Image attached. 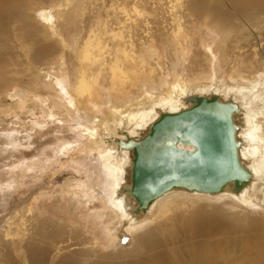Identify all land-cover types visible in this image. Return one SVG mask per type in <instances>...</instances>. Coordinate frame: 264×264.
<instances>
[{
  "label": "bare ground",
  "instance_id": "bare-ground-1",
  "mask_svg": "<svg viewBox=\"0 0 264 264\" xmlns=\"http://www.w3.org/2000/svg\"><path fill=\"white\" fill-rule=\"evenodd\" d=\"M172 1L174 0L170 2ZM81 2L70 6L68 3L67 5L60 3L62 4V7H59L61 9L58 8L59 10L55 11L47 7L40 8L39 19L43 22V27L40 28L39 33L46 41L56 38L54 42L60 44L62 48L73 41L72 49H79V44L74 47L77 41L73 39L74 34L68 36L77 27L71 25L70 30L67 29L65 33H62L59 26L62 21L65 26H69L66 21H71L74 12H78V9L81 11ZM9 3L10 0H0V28L3 26V18L16 15L14 11L7 10ZM38 5L33 9L30 8L31 11H35V14L39 9ZM170 8L172 9L170 11L174 10ZM174 8H178L177 4ZM188 9L191 13L188 16H192L201 26L204 25L211 29L214 34H219L215 44L213 46L207 44L205 39L203 41L199 30H195L197 37L194 39L192 35L189 38L190 44L196 49L192 51L188 64L183 67L181 62L187 51L183 43L178 44L182 35L180 26H176L169 34L171 35L169 50L175 45H178V48L174 50L172 60H169V74H167L160 70L163 63L159 61L156 49L148 38L141 42V49L144 53L140 58L143 63L136 64L132 72L126 68L123 71L124 67L119 72L118 69L113 68L111 88L116 92L124 90L114 82L115 73L117 77L120 73L119 80L120 84L125 86V93L118 98L110 95L109 104L108 99L105 100L106 104H99L96 100L101 98L96 94L97 90L105 88L99 82L102 66L97 65V72L92 71V67L89 66V62L94 61L92 55L98 51L97 49L100 51L105 49L104 44L106 43L84 53L88 65L83 64L81 59L78 61V69L73 81L67 79L64 56L60 53L61 51L57 52L56 47L55 52L58 55L55 65L52 63L49 65L46 61L39 67L35 65L34 60L31 61L32 63L27 61L25 71L34 82L29 83L30 87L16 91L11 96H18V100L20 98L26 104L31 103V107H37L40 118H51L54 121L55 115L61 114V116L77 120L79 111L77 106L81 105L79 98L92 101L86 102L87 107L84 106L88 112L96 111L97 115L91 121L87 120L92 126L84 128L86 140L79 151L85 158L81 163L84 166L83 169L86 165L89 168L93 166V173H89L90 178H85L89 183L79 179L80 181L77 180L73 185L75 188L80 186L85 189L83 191L84 200L79 199L78 201L83 205L88 204V209L93 211L90 213L96 220L95 224L100 228L102 236L108 237V243H112L113 240L124 241V234L130 235L133 242L130 241L127 244L115 242L117 249L110 255L104 256L106 261L102 257L104 253L93 256V252L85 251V249L72 253L65 252L58 257L61 249L66 250L72 245L68 243L67 232L75 231L76 237L79 238L77 245L90 244L92 250H95V245H91L94 244V237L86 236L85 232L80 233L73 227L63 230L62 226H58L59 229L54 226L56 230H50L53 225L49 229L47 224L51 222L55 224L50 216L40 219L38 215L32 214L31 221L37 222L35 227L32 222V230H22V222H16L12 218L6 219L4 236L7 238L5 240L10 239L7 244H12L13 250L21 252L22 255H25L23 249H27L26 264H47L52 253L50 264H264V89H262L264 87V49L262 48V55L260 54L258 58L257 52H253V58H243L241 54L234 58V46L230 41L231 38H235V42L239 44L248 35L244 32L246 29L251 31L257 29L258 32L263 27L264 17L261 18V15H264V0H196ZM64 17L66 18L63 20ZM197 51L203 54L202 62H200V57H197ZM73 52L75 54L77 51ZM47 53L46 46L38 47L35 56L37 61L44 58ZM129 55L128 50L121 54L125 61H128ZM101 64L106 66L103 61ZM228 65L231 78L229 85L223 86L221 76ZM130 84H133L132 90L136 95L130 94L131 87L129 90L126 89ZM44 85H46L49 98L46 96L44 98L41 94L44 91L40 92L45 87ZM135 88L138 90L135 91ZM69 89L75 94L73 100H70L71 91ZM211 93L216 94L222 101L231 100L238 106V110L234 113V120L237 124L236 136L239 141L238 152L242 164L250 171L248 181L240 188H234V182H229L220 191L211 193L177 187L155 198L145 210L138 209L139 201L124 190L125 187H131L132 152L119 148L117 138L126 139L121 129H125L130 137L138 139L149 131V126L158 119L162 112L178 111L189 107L190 97L208 96ZM16 102L9 103L13 107L17 104ZM29 131L26 132L30 133ZM80 134L78 136L82 138ZM38 135L41 136L40 132ZM22 138L28 140L23 136ZM36 142L34 139V143ZM63 144L62 142L60 146ZM0 149L4 150L1 144ZM53 151H55L53 148L46 151L49 155L47 158L52 156ZM41 163L43 167L39 166L38 169L45 167V162L40 161ZM20 164L15 168L11 167L12 172L10 171L9 174L11 181L8 182L10 188L16 180L13 177L25 176V173L36 170L39 165L32 161L27 162V160ZM95 181L98 182L94 183ZM6 182L2 180L0 182L3 190L8 188L6 185L3 186ZM96 204L99 206L97 207ZM36 232L40 233L39 238L33 239ZM94 242L96 243L95 240ZM135 253L133 257L121 258L125 254ZM0 254L5 257L1 250ZM24 261L21 257L19 264H24Z\"/></svg>",
  "mask_w": 264,
  "mask_h": 264
},
{
  "label": "rangeland",
  "instance_id": "rangeland-1",
  "mask_svg": "<svg viewBox=\"0 0 264 264\" xmlns=\"http://www.w3.org/2000/svg\"><path fill=\"white\" fill-rule=\"evenodd\" d=\"M81 1L82 0H10V3L7 5V10L11 12L14 11L13 13H16V15L14 17H10L9 15L2 20L3 26H1L0 28V144L4 150L0 149V182L1 180L4 183L7 181L6 184H3V186L6 185L8 188L3 190L0 186V250L2 251V253H4L5 256L3 257V255L0 254V264H19L21 257L22 260H25L23 262L24 264H26L28 261L26 248L23 249L25 255H22L21 252L15 251V249L13 250L12 244H7L10 239L5 240L7 237L4 236V229L7 223L6 219L9 218H12V220L16 222H22V230H32V222L34 227L37 225L36 221H31V217L33 215H38L40 219H43L44 216H50L53 219L52 221H55V224L53 222H51V224H47L49 229L50 226L53 225V228L51 227L50 230H56L54 226L57 229H59L58 226H62V228H64L63 230H69L70 227H73L76 228L80 233L85 232L86 236L94 237V244L91 245H95V250H92V248H90V244H87L88 247L85 244L77 245V241H79V238L76 237L75 231L67 232L69 238L68 243H71L72 245L66 250L61 249L58 257H60L62 254H65V252L72 253L78 250L85 249V251L88 250L89 252L90 250L91 252H93V256H99L100 254L104 253L102 257L106 261L104 256L110 255L117 249V245H114L116 242L115 240H113L112 243H108V237L105 238L104 236H102L100 228L95 224L96 220L93 219V215L92 213H90L92 210L88 209V204L86 203L85 205H83L82 203H79V199L84 200L83 191H85V189L81 188L80 186H77L75 188V186L73 185L76 184L75 182L77 180H83L84 182L89 183V181H87V179L85 178H90V174L93 173V166L89 168L86 165V169H83L84 166H82L81 163L84 162L85 158H83L84 156L81 155L82 152L79 151L81 150L80 148H82V146L85 144L86 140L84 136V128L90 127L91 125L89 122H87V120L91 121L93 117L97 115L96 111L88 112L85 108V106L87 107L86 102L92 101L87 98L86 101L84 100L85 98H79L81 105L79 104L80 108L77 106V109H79L77 113V120L75 118L73 119L71 117L69 118L66 116H61V114H56V119L54 121L51 118L50 119L52 121L49 118V121L47 118H40V115H38L39 113L37 112V107H31V103L26 104L25 102L20 100V98L18 100V96H11L16 91H21L25 88L30 87L31 85H29V83L34 82L33 78L29 77V75H27V72L25 71V65L27 61L31 62L34 60L35 65L39 67L41 63H46V61L49 62V65L51 63L55 65L56 56L58 55L57 52L61 51L60 53H62L64 56L67 79L73 81V79L75 78L74 75L76 74V71L78 69V61H80L81 59L83 61V64L88 65L84 53H87L89 49H95L97 47H100V45L106 43L104 44L106 45V48L102 49L103 51L97 49L98 51L92 55L94 61L92 63L89 62V66L92 67V71L96 72L97 65L102 66L99 82L101 86L105 87L103 89L105 92H102L103 90L99 88L100 91L97 90L96 94L100 95L101 98H97L96 100L99 104H103L107 101V103L109 104V98L111 96L118 98L125 93V86L120 84L121 81L119 80L120 73L118 74V77L115 73L114 82L116 83V85L121 86V88H123L124 90L116 92L111 88L112 78L114 74L113 68L118 69L119 72L120 69L124 67L123 71H125L126 68V70H129V72H132L136 64L143 63L142 59L140 58L144 53L142 51L143 49H141V42L146 41L149 38L148 40L151 41L150 43H152L153 47L156 49L159 61L163 63L160 70H163L164 72L169 74V60H172L174 50L178 48V45H175L173 49L169 50V45L171 42V35L169 34H171L172 30L175 29L176 26H180L182 35L181 40L178 41V44L183 43L185 46V50L187 51L183 61L181 62V66L183 67L188 64L190 57L192 56V51L196 49L192 46V44H190L191 41L189 38L192 35L194 39L195 37H197L195 35V30H199L198 32H200L203 41L205 39L207 44L209 43L211 46L215 44V42L217 41V37L219 36V34H214L211 29L205 27L204 25L201 26V24L196 22L192 16H188V14L191 15L188 8H190L191 3L193 4V2L196 0H174L175 3L174 1L170 2L171 0ZM80 2L82 3L81 11L78 9V12H74V16L71 18V21H66L69 26H65L62 23L63 21L59 26L62 33H65L67 29L70 30L74 25L77 27V29L75 28V30L68 36L74 34L73 39L77 40L74 44V47L78 46L79 44V49H72L73 41L70 43V45L69 43H67L66 47L63 48L62 46H60V44L54 42L56 38H51L46 41L43 38L42 34L39 33L40 28L43 27V22H41L39 19L40 8L47 7L49 10L55 11L61 9L59 8L62 7V4L60 3H65V5H67L68 3V6H70ZM37 3H39V5ZM36 4L39 6V9L35 14V11H31L30 8L33 9L34 7H36ZM176 4L178 6L177 9L174 8ZM170 7H172L176 11H179H170L172 10ZM66 17H64L63 20ZM263 17L264 15H261V18ZM179 23L180 25H178ZM131 31L134 32V34ZM75 32L77 34H75ZM244 32L248 35L244 38L245 40H241L239 44L235 42V38L230 39L231 44L234 46V58L239 57L240 54V56H242L243 58H253V52H257V54H259L257 55L258 58L260 54L262 55V50L264 49V25L260 30H258V32L257 29L252 31L246 29ZM232 35L233 34L231 33V36ZM91 39L92 41H90ZM63 41H65V39H63ZM40 46H46L48 49V53L44 58L37 61L35 56L37 49ZM55 47L57 48V52H55ZM122 49L128 50V53L130 51V57L128 56V61H125L121 56V54L125 52V50ZM73 51L77 52H75L74 54ZM234 53L236 54V56ZM197 54V57H200V62H202L203 60L201 61V56H203V54L199 51H197ZM102 61L105 62L106 66L101 64ZM166 66L167 68H165ZM221 77L222 83H219H221L223 86H228L230 81L229 79L231 78L229 65L226 67ZM44 86L45 87H43V90H41L40 92L44 91L41 94L44 96V98H49L46 85ZM107 86L109 89L107 88ZM126 89H130L129 91H131V95L135 94V92L132 90L133 84L128 85ZM262 89H264V87H262ZM137 90L138 89L135 88V91ZM70 93V100H73L75 94L72 91ZM15 100H17V102ZM9 102H16L17 104L12 107V104H10ZM73 102L75 103V101ZM31 108L33 109L32 111ZM83 116L86 117V120ZM62 117H65V119H62ZM80 121L82 123H80ZM81 126H83V128ZM78 127H80V131L78 130ZM29 128L31 129L30 131ZM75 129H77V132L75 131ZM14 130H18L19 132H16ZM25 130L27 132L29 131L30 133H27ZM81 130L83 131V133H81ZM39 132L41 136L38 135ZM23 133H25L26 135ZM59 133L62 135H60ZM27 134L31 135L28 136ZM78 134H80L82 138L79 137ZM22 136L28 140H23ZM20 138H22V140ZM17 139H20L21 141ZM29 139L31 140L32 144L29 143ZM34 139L37 141L36 143H34ZM62 142L64 144L60 146ZM57 144L58 146H56ZM63 146L64 148L61 149V147ZM50 148H53L55 151H53L54 153L51 157L47 158L49 155L46 151H49ZM56 151L57 153H55ZM26 160L27 162L32 161L35 164L39 165L37 166L36 170L25 173V176L22 175L23 177H13L16 180H14V184L12 183L10 188L9 181H11V176L9 174L10 171L12 172L11 167L15 168L20 163H25ZM40 161L45 162V167L43 169H38L39 166L43 167V164H40ZM96 182L98 181H95L94 183ZM73 190L76 192L74 193ZM96 201V203H98V200ZM96 206L98 207L99 205L96 204ZM39 223L44 226V224L40 221ZM67 224L68 226H66ZM39 234L40 233L36 232L35 236H33V239L39 238ZM133 235L134 234H132V236ZM124 236V241L118 240L120 243L124 244L125 242L127 244L132 241L131 237H129L130 235L127 236L124 234ZM20 237L21 236H19V238ZM94 240L96 241V243L94 242ZM135 255L136 253L125 254L121 256V258L133 257ZM52 256L53 253L50 255L47 264L51 263Z\"/></svg>",
  "mask_w": 264,
  "mask_h": 264
},
{
  "label": "water",
  "instance_id": "water-1",
  "mask_svg": "<svg viewBox=\"0 0 264 264\" xmlns=\"http://www.w3.org/2000/svg\"><path fill=\"white\" fill-rule=\"evenodd\" d=\"M190 99L189 107L162 112L138 139L121 129L126 139L117 138L119 148L132 152L131 187L124 190L139 201L138 209L177 187L211 193L248 181L238 152L236 103L214 93Z\"/></svg>",
  "mask_w": 264,
  "mask_h": 264
}]
</instances>
